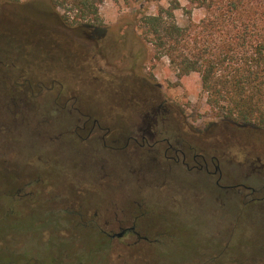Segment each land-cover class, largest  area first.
I'll return each instance as SVG.
<instances>
[{
	"label": "rangeland",
	"instance_id": "obj_1",
	"mask_svg": "<svg viewBox=\"0 0 264 264\" xmlns=\"http://www.w3.org/2000/svg\"><path fill=\"white\" fill-rule=\"evenodd\" d=\"M172 1L141 0L135 6H129L120 0H103L100 13L106 38L110 42L111 38L116 40L118 52L112 50L102 59L105 51L88 38L86 31H80L79 36L73 30L57 28L52 36L60 47L58 50L53 47L52 52L60 53V61L53 69L59 79L68 83L67 91L80 98L79 102L70 103L72 106L90 109L100 115L108 111L111 117L124 124L131 136L145 134L170 140L179 136L180 143L175 148L185 153V162L179 153V164H173L162 152H154L164 148L163 145L139 148L128 141L122 151L107 149L103 152L101 145L87 142L92 152L84 150L86 156H82L78 148L69 146L68 150L59 152L63 163L61 173L43 163L38 168L55 182H67L71 176L75 180L72 182L74 191L88 193L89 198L81 199L80 195L77 202L69 204L66 196H62L48 202L49 213L56 216L57 223L61 219L59 224H62L54 233L42 232L34 219L22 218L17 222L18 232L11 235L9 220L1 216L9 204L1 195L7 189L0 180V264H47L48 259H55L59 264H73L57 255L64 251L82 253L86 249L85 255H75L82 264H232V254L250 252L241 256L248 259L249 254L255 257L258 249L264 248L263 212L256 213V203H246L252 198H260L262 193L251 195L242 188L231 187L235 183L256 189L264 185V130L217 119L206 106V95L197 73L178 78L167 60L151 61L148 51L146 62L136 71L152 75L153 81L128 70V43L125 45L120 37L132 33L136 15H154ZM175 1L180 6L174 13L175 19L183 27L188 21L183 11L186 1ZM46 7V0L0 3V35H13L14 28L16 33L23 32V35L34 32L38 38L46 35L42 19ZM201 18L203 11L194 9L190 19L198 22ZM30 42L37 45L38 41L31 38ZM67 57L71 60H66ZM66 61L70 62V69ZM28 64L35 68L31 70L33 74L39 76L35 61L30 60ZM60 89L64 90L61 83ZM40 99L42 102L46 98ZM158 105L169 112H157ZM93 135L101 133L94 132ZM44 144L39 146V153L45 158H55L56 147ZM193 155H203L208 162L213 159L207 171L200 160H192ZM168 156L174 154L170 152ZM148 158L163 172L160 177L152 172L144 173L151 164L150 161L145 162L144 167L141 164ZM200 162L203 168L197 171ZM140 165L142 171L138 169ZM84 166L89 168L86 174L82 172ZM86 181L89 183L82 186L81 183ZM216 182L221 188L215 186ZM63 204L74 213L84 212L87 218L94 213L95 224L109 235L131 227V223L124 222L122 226L117 223L119 219L125 221L130 215L129 208L138 205L150 212L144 218L149 221L147 225L141 224L138 229L150 241L136 244L126 234L112 239L110 250L96 252V247L105 241L104 237L67 225L61 211ZM89 205L92 206L90 211L86 208ZM235 207L242 210L239 220L233 213H227ZM72 219L77 221L78 217ZM244 246L246 252H238ZM223 254L224 257L230 255L229 260L227 257L224 260Z\"/></svg>",
	"mask_w": 264,
	"mask_h": 264
},
{
	"label": "trees",
	"instance_id": "obj_2",
	"mask_svg": "<svg viewBox=\"0 0 264 264\" xmlns=\"http://www.w3.org/2000/svg\"><path fill=\"white\" fill-rule=\"evenodd\" d=\"M46 1L47 7L42 16L46 35L40 38L35 32L23 35V32L16 33L15 28L13 35H0V180L7 189L1 195L9 204L1 216L9 220L11 235L18 232L17 222L22 218L34 219L42 232L49 230L54 233L57 226L62 224H59L61 219L57 223L56 216L49 213L50 201L66 196V202L70 204L71 201L77 202L80 195L81 199L89 198L88 193L85 195L83 191H74L72 182L75 180L71 176L66 179L67 182H55L39 170V164L43 163L61 173L63 163L59 155L69 146L78 148L80 154L86 156L84 150L92 152L87 142L101 145L100 150L103 152L107 149L122 151L128 141L133 142L124 124L118 122V118L111 117L108 111L100 115L90 109L72 106L70 103L79 102L80 98L74 92L67 91L68 83L59 79L53 69V65L60 61V53H57L60 46L54 41L55 36H52L57 28L73 30L79 36L80 31H86L88 38L100 46L101 51H105L102 59L117 49L116 40L111 38L110 42L106 38V28L100 13L103 0ZM120 1L135 6L141 0ZM185 1L183 11L188 21L183 27L175 19L174 13L180 8L175 0L166 8H159L154 15H136L132 33L120 37L125 45L128 43V70L141 74L137 71L146 62L148 51L151 61L167 60L178 78L197 73L206 95V106L217 119L264 130V0ZM0 3L18 4L19 0H0ZM194 9L203 11V18L198 22L190 19ZM31 38L38 41L37 45L28 43ZM53 47L57 48L55 52H52ZM30 60L35 61V67H39V76L31 71L35 68L28 64ZM66 62L70 69V62ZM141 75L147 81H153L152 75ZM60 83L64 90L60 89ZM40 98L46 99L41 102ZM94 132H100L101 135H93ZM44 143L56 147L58 154L55 158H45L39 153L38 148L45 146ZM25 151L28 153L23 154ZM149 161L151 165L148 169L144 168V173L152 172L160 177L163 172L153 166L152 159L148 158L141 165L144 167V163ZM141 165L138 169L142 171ZM87 169L88 166H84L82 172L86 174ZM87 183L82 182L81 185ZM27 189L30 191L25 192ZM61 208L67 225L102 235L105 241L95 251H107L106 233L95 224L96 220L87 218L83 212L78 214L80 217L75 221L72 217L77 213L64 204ZM86 208L90 211L92 206ZM257 210L256 213L263 212L264 215V205L257 206ZM129 211L130 215L150 213L138 205L132 206ZM235 211H239L238 215ZM241 212L235 207L227 213H233L239 220ZM147 222L136 220L129 223L132 232H138L139 225H147ZM245 246L238 252H246ZM86 252L87 249L76 254L64 251L57 256L65 257L73 264H82L75 255H85ZM248 253L232 254V264H264L263 247L258 249L255 257L251 254L247 256L248 259L241 257ZM221 257L229 260L230 255L226 258L223 254ZM47 262L59 264L55 259H48Z\"/></svg>",
	"mask_w": 264,
	"mask_h": 264
},
{
	"label": "flooded vegetation",
	"instance_id": "obj_3",
	"mask_svg": "<svg viewBox=\"0 0 264 264\" xmlns=\"http://www.w3.org/2000/svg\"><path fill=\"white\" fill-rule=\"evenodd\" d=\"M156 110H157V112H160L161 110H163L166 113L169 112L168 110L166 111V109L162 108L159 105H158V108ZM134 137L133 136L131 137L133 139L134 144H137L141 148H144V147L148 146V149L149 148L151 149V148H154V147L160 146V145L165 146L164 148L161 147L159 150L157 149L154 152L157 153V154H160V152H162V155L164 156V158L168 159L173 164H179V160L177 158L178 153L181 155L183 163L186 160L185 153L181 149L175 148L177 146L176 145L177 142L180 141L178 139L179 136H174L172 138V140H170L168 138L156 139L154 136L151 137V136H147L145 134H142V135L140 134L139 136H134ZM161 149H162V151H161ZM170 152H172V154H174V156H168ZM192 160L194 162L196 160H200L202 163H204V167H205L206 171L208 169L209 162H213V159H211L208 162V160H206L203 155H193L192 156ZM202 163H201L200 167H196L197 171H201L202 170V168H203V164ZM215 186L218 187V188H221V186L218 184V182H216ZM231 187L242 188V189H244L246 191H249L251 195H256L258 193H262V196L260 198H252L249 202H246V203L254 202V203H256L257 206H260V207L264 205V185L260 189H256V188H253V187H248L245 184H241V183H237V184L235 183V185H232ZM146 215H129V216L127 215L125 221L119 219V222L117 224L119 226L120 225L122 226L124 224V222H126V223L132 222L133 223L136 220L144 221L145 220L144 218H145ZM75 216L76 217H80V215H78V214L74 215L73 217H75ZM91 219L93 221L96 220L94 213H93ZM132 230H133V228L129 227V228H126V229H122L120 231V233H117V234L109 235V234L106 233L107 234L106 235L107 236V241H108V245H107L108 249H107V251L110 250L109 247H111L110 245L112 243L111 242L112 239H114V238H122L126 234L130 235L135 240L134 243H136V244H138V243H140L142 241H144V242H149L150 241V238L148 236H146L145 234H142V230H139L138 232H136V231L132 232ZM119 234H121V235L118 236Z\"/></svg>",
	"mask_w": 264,
	"mask_h": 264
},
{
	"label": "water",
	"instance_id": "obj_4",
	"mask_svg": "<svg viewBox=\"0 0 264 264\" xmlns=\"http://www.w3.org/2000/svg\"><path fill=\"white\" fill-rule=\"evenodd\" d=\"M121 234H119L118 236H120Z\"/></svg>",
	"mask_w": 264,
	"mask_h": 264
}]
</instances>
